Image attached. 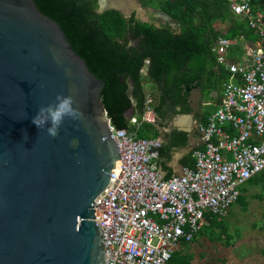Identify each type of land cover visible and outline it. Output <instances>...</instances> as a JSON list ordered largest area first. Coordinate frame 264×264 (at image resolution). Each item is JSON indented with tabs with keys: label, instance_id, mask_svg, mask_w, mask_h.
I'll use <instances>...</instances> for the list:
<instances>
[{
	"label": "water",
	"instance_id": "1",
	"mask_svg": "<svg viewBox=\"0 0 264 264\" xmlns=\"http://www.w3.org/2000/svg\"><path fill=\"white\" fill-rule=\"evenodd\" d=\"M129 1L135 9L100 0L98 12L129 19L137 9L149 23ZM111 74H92L33 0H0V264H107L94 205L122 170L101 98ZM57 95L72 96L80 116L50 137L31 121Z\"/></svg>",
	"mask_w": 264,
	"mask_h": 264
},
{
	"label": "built area",
	"instance_id": "2",
	"mask_svg": "<svg viewBox=\"0 0 264 264\" xmlns=\"http://www.w3.org/2000/svg\"><path fill=\"white\" fill-rule=\"evenodd\" d=\"M253 1L227 0L258 43L218 39L217 63L228 79L219 107L199 128L194 168L163 179L154 164L161 142L110 124L122 170L111 174L94 205L107 264H169L209 225L208 216L226 218L241 188L264 172V13L253 10ZM131 123L156 124L150 94L141 120Z\"/></svg>",
	"mask_w": 264,
	"mask_h": 264
},
{
	"label": "trees",
	"instance_id": "3",
	"mask_svg": "<svg viewBox=\"0 0 264 264\" xmlns=\"http://www.w3.org/2000/svg\"><path fill=\"white\" fill-rule=\"evenodd\" d=\"M33 1L45 16L58 23L73 51L86 62L92 74L104 80L112 73L101 93L103 106L112 126L135 133L139 139H156L159 134L155 125L142 123L140 127L130 119L141 120L144 114L150 94L146 91L147 84L156 90L150 94L152 105L156 93L161 102L154 113L160 115L161 106L168 101L187 107L191 91L200 88L210 72L217 77V83L223 84L228 79L217 63L216 44L220 37L258 43L256 32L246 20L232 13L227 0H137L142 7L170 17L178 25L179 33L170 23L155 26L134 17L127 19L114 10L99 14L96 0ZM252 5L254 11L264 13V0H254ZM173 140L182 145L187 136L179 133ZM163 149L161 146L159 156ZM189 158V168H194L193 155ZM261 183L264 189V172L247 184ZM245 192L242 188L237 200L244 210L248 206ZM255 197L262 199L261 195ZM207 220L209 225L205 228L217 233L209 240L223 241L229 246L231 238L226 236L224 219L208 216ZM197 238L184 248H190ZM262 254L264 257V250ZM192 260L176 253L169 264H192Z\"/></svg>",
	"mask_w": 264,
	"mask_h": 264
},
{
	"label": "rangeland",
	"instance_id": "4",
	"mask_svg": "<svg viewBox=\"0 0 264 264\" xmlns=\"http://www.w3.org/2000/svg\"><path fill=\"white\" fill-rule=\"evenodd\" d=\"M135 1L140 4L139 1ZM136 12H134L135 15ZM153 13L149 8L143 7V14L149 20ZM156 23L158 25L170 23L174 25L172 28L175 31L179 30L178 25L171 19L165 21L157 18ZM152 89L154 90L153 87ZM242 188L246 191L244 197L248 205L247 209L244 210L240 203L235 202L227 217L224 218L226 236L231 238L230 245L227 246L223 241H210L209 238H214L217 233L213 234L210 229L205 228L198 235L192 248H182L179 251L182 256L192 257V264H264L262 254L264 250V189H262V183L257 186L245 184ZM256 195H261L262 199H257Z\"/></svg>",
	"mask_w": 264,
	"mask_h": 264
},
{
	"label": "crops",
	"instance_id": "5",
	"mask_svg": "<svg viewBox=\"0 0 264 264\" xmlns=\"http://www.w3.org/2000/svg\"><path fill=\"white\" fill-rule=\"evenodd\" d=\"M146 91L150 94L155 92L151 84L146 85ZM222 93L223 84L217 83V77H213L210 72L202 86L191 91L187 107L174 104L172 101L166 102L161 108L159 107L161 114L155 113V127L159 132L156 139L161 142L164 151L154 164L163 179L182 175L184 169L189 168L191 162L189 157L193 155L194 150L202 145L199 128L219 107ZM155 97L154 109L161 105L157 93ZM179 133L186 134L185 144L181 145L178 140H173L174 135Z\"/></svg>",
	"mask_w": 264,
	"mask_h": 264
},
{
	"label": "clouds",
	"instance_id": "6",
	"mask_svg": "<svg viewBox=\"0 0 264 264\" xmlns=\"http://www.w3.org/2000/svg\"><path fill=\"white\" fill-rule=\"evenodd\" d=\"M55 100L54 104L39 108L31 121L39 130H45L50 137L57 135L66 118L78 119L80 116L79 110L73 106L72 96L57 95ZM72 144L75 146L76 141H72Z\"/></svg>",
	"mask_w": 264,
	"mask_h": 264
},
{
	"label": "flooded vegetation",
	"instance_id": "7",
	"mask_svg": "<svg viewBox=\"0 0 264 264\" xmlns=\"http://www.w3.org/2000/svg\"><path fill=\"white\" fill-rule=\"evenodd\" d=\"M111 3H112V5L114 4L113 2H112V0H109ZM115 1V0H114ZM127 2H130L129 0H126ZM115 2H118V1H115ZM120 3V2H119ZM96 5H97V12L99 11V8H100V0H96ZM149 10L151 11V12H154L152 15H151V20H150V22L149 23H153L154 25L155 24H157L156 23V21H157V18H162L160 15H164L163 13H160V12H157V11H155V10H153V9H151V8H149ZM99 13V12H98ZM99 14H102V13H99ZM132 17H134L135 18V14L132 16ZM136 20H138L137 18H135ZM163 19V18H162ZM140 21V20H139ZM166 21V20H165ZM163 24H165V23H163Z\"/></svg>",
	"mask_w": 264,
	"mask_h": 264
},
{
	"label": "bare ground",
	"instance_id": "8",
	"mask_svg": "<svg viewBox=\"0 0 264 264\" xmlns=\"http://www.w3.org/2000/svg\"><path fill=\"white\" fill-rule=\"evenodd\" d=\"M106 1L109 2L111 6H115V7L118 6L119 8L124 9V10H131V9L136 8L135 5H133L131 2H127L126 0H115L118 2H115L114 0H112V2L114 3L113 5L109 0H106Z\"/></svg>",
	"mask_w": 264,
	"mask_h": 264
}]
</instances>
